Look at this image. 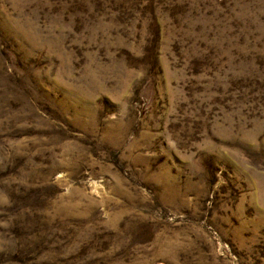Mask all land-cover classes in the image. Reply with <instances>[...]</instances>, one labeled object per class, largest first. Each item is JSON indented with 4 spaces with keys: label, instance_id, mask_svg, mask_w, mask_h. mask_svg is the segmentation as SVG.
Segmentation results:
<instances>
[{
    "label": "rangeland",
    "instance_id": "obj_1",
    "mask_svg": "<svg viewBox=\"0 0 264 264\" xmlns=\"http://www.w3.org/2000/svg\"><path fill=\"white\" fill-rule=\"evenodd\" d=\"M0 264H264V0H0Z\"/></svg>",
    "mask_w": 264,
    "mask_h": 264
}]
</instances>
